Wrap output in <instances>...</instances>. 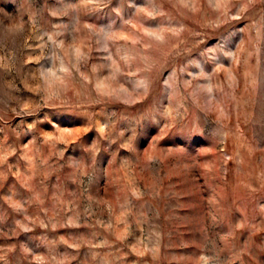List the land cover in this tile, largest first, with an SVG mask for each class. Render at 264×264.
<instances>
[{
	"label": "rangeland",
	"instance_id": "374dc122",
	"mask_svg": "<svg viewBox=\"0 0 264 264\" xmlns=\"http://www.w3.org/2000/svg\"><path fill=\"white\" fill-rule=\"evenodd\" d=\"M0 264H264V0H0Z\"/></svg>",
	"mask_w": 264,
	"mask_h": 264
}]
</instances>
